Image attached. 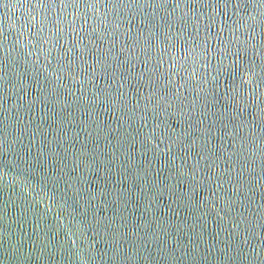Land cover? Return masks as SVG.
Wrapping results in <instances>:
<instances>
[{"label": "water", "instance_id": "water-1", "mask_svg": "<svg viewBox=\"0 0 264 264\" xmlns=\"http://www.w3.org/2000/svg\"><path fill=\"white\" fill-rule=\"evenodd\" d=\"M0 264H264V0H0Z\"/></svg>", "mask_w": 264, "mask_h": 264}]
</instances>
